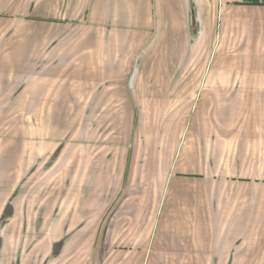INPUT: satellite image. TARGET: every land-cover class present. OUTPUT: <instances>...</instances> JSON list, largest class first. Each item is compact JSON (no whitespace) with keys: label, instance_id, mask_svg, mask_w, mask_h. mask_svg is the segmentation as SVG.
Returning <instances> with one entry per match:
<instances>
[{"label":"crops","instance_id":"obj_1","mask_svg":"<svg viewBox=\"0 0 264 264\" xmlns=\"http://www.w3.org/2000/svg\"><path fill=\"white\" fill-rule=\"evenodd\" d=\"M246 1L0 0V98L31 108L12 113L48 90L124 120L89 264H264V3ZM190 98L161 153L148 115ZM12 141L0 138V224L23 178Z\"/></svg>","mask_w":264,"mask_h":264},{"label":"rangeland","instance_id":"obj_2","mask_svg":"<svg viewBox=\"0 0 264 264\" xmlns=\"http://www.w3.org/2000/svg\"><path fill=\"white\" fill-rule=\"evenodd\" d=\"M47 93L40 103L35 96L39 108L33 113L11 112L25 111V106L31 110L23 98H0V138L19 140L11 146L20 154L16 159L23 176L7 209L13 219L3 216L0 224V264H89V217L101 210L114 179L109 169H115L117 154L123 152L110 146L119 138L112 130L124 123L120 114L82 113L79 101L86 98H60L59 103ZM194 102L179 101L178 113L148 115V137L153 145L162 143L161 153L176 144L182 132L176 120H186ZM47 106L53 112L47 113Z\"/></svg>","mask_w":264,"mask_h":264},{"label":"trees","instance_id":"obj_3","mask_svg":"<svg viewBox=\"0 0 264 264\" xmlns=\"http://www.w3.org/2000/svg\"><path fill=\"white\" fill-rule=\"evenodd\" d=\"M264 3V1L261 0H247L245 3H249V4H258V3Z\"/></svg>","mask_w":264,"mask_h":264}]
</instances>
